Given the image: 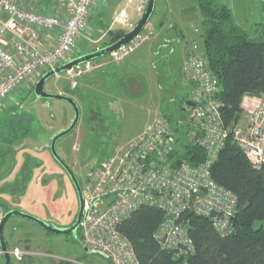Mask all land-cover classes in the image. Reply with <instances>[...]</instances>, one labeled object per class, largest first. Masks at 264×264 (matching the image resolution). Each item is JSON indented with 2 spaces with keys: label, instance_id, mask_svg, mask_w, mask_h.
<instances>
[{
  "label": "rangeland",
  "instance_id": "1",
  "mask_svg": "<svg viewBox=\"0 0 264 264\" xmlns=\"http://www.w3.org/2000/svg\"><path fill=\"white\" fill-rule=\"evenodd\" d=\"M198 1L156 0L154 15L143 30L145 41L123 60L102 57L83 65L81 75L79 71L66 72L46 83L47 92L71 97L80 107L78 127L58 142L57 150L81 186L91 170L132 143L159 118L185 130L190 128L185 117L188 87L183 83L182 68L189 54L203 52L207 24ZM218 2L230 8L227 0ZM147 5L148 0H98L73 55L95 52L118 39L119 32L129 33ZM26 6L28 11L49 15L56 12L57 2L27 0ZM243 19L250 21L252 31L257 30L253 38L262 35L257 14ZM54 36L55 40L58 33ZM35 85L26 83L0 103V221L22 202L20 193L11 191L12 186L24 187L29 202L25 206L30 207L24 213L39 207V213L30 215L63 229L76 222L79 200L70 177L51 154V143L69 128L75 114L66 102L37 99ZM241 110L235 124L245 128L247 116ZM44 185L50 186L52 197L42 196ZM52 213L58 215L60 225L70 226L56 225L50 219ZM78 239L79 232L78 236L49 235L36 223L18 216L5 227L9 250L18 247L26 253L22 263L12 259V264H110L102 256L86 252Z\"/></svg>",
  "mask_w": 264,
  "mask_h": 264
},
{
  "label": "built area",
  "instance_id": "2",
  "mask_svg": "<svg viewBox=\"0 0 264 264\" xmlns=\"http://www.w3.org/2000/svg\"><path fill=\"white\" fill-rule=\"evenodd\" d=\"M97 1L56 0V12L44 15L28 11L16 1L0 0V103L26 83H37L45 73L75 59L73 51ZM52 33H58L55 45L38 48L39 38ZM144 41L142 32L132 43L109 56L114 61L123 60ZM82 66L67 73L79 71L81 75ZM182 74L184 85L191 89L185 101L190 127L188 142L203 149L206 159L198 165L180 159L171 122L161 117L132 143L117 149L112 157L91 170L81 186L84 197V214L78 230L81 246L110 264H139L119 226L143 206L164 213L154 237L177 257L194 252L186 214L209 219L222 236L233 233L237 198L214 182L211 175L229 136L255 169H264V94L246 95L241 108L246 113L247 125L244 128L236 123L229 129L223 120V104L217 98L218 78L210 71L203 54H189ZM9 252L16 262L26 259L21 248ZM3 254L0 248V258Z\"/></svg>",
  "mask_w": 264,
  "mask_h": 264
},
{
  "label": "trees",
  "instance_id": "3",
  "mask_svg": "<svg viewBox=\"0 0 264 264\" xmlns=\"http://www.w3.org/2000/svg\"><path fill=\"white\" fill-rule=\"evenodd\" d=\"M198 6L207 24L202 54L218 78V100L223 104L224 124L230 129L242 114L243 98L264 94V35L253 38L251 24L240 21L231 8L215 0H199ZM124 36L123 31L119 32V38L110 45ZM171 127L178 141L177 156L193 165L202 163L206 159L205 151L189 144L190 128L185 130L172 123ZM211 175L219 186L237 198L233 233L222 236L209 219L186 214L194 252L177 257L154 237L164 213L143 206L119 226L139 264H264V169H255L229 136L212 166Z\"/></svg>",
  "mask_w": 264,
  "mask_h": 264
},
{
  "label": "water",
  "instance_id": "4",
  "mask_svg": "<svg viewBox=\"0 0 264 264\" xmlns=\"http://www.w3.org/2000/svg\"><path fill=\"white\" fill-rule=\"evenodd\" d=\"M155 7H156V0H148V5H147V8L145 10V13L143 14V16L140 19V21L138 22V24L118 42H116L112 45H109L107 47H104L102 49H99L95 52L81 55V56L69 61L68 63L58 67L55 71H50V72L45 73L37 81V83L35 85V89H34V93H35V96L37 97V99H39V100L63 101V102L70 104L74 110L75 117H74L72 124L69 126L68 129L60 132L59 134H57L53 138L52 143H51V154H52L53 158L58 162V164L68 174V176L70 177V179H71V181H72V183L76 189V193H77L78 200H79V214L77 216L76 222L72 226L62 229V228H59L57 226L49 225V224L43 222L42 220L38 219L37 217H34V216L27 214V213H24L20 210H10L9 212H7L3 216L2 220L0 221V248L4 253L3 257H4L5 264H12V258H11L10 252H9L10 250L6 244V241H5V227L8 223V221L12 217L18 216V217L30 220V221L36 223L39 227H41L47 233H51L53 235L58 236V235H71V234H73L74 236H78V230H79V227H80V224H81V221L83 218V214H84V197H83V192H82L80 182H79L77 176L75 175L74 171L63 160V158L60 156V154L58 153V150H57L58 142L61 139L72 134L76 130V128L78 127L80 119H81L80 107H79L78 103L74 99H72L71 97H68L66 95H59V94H53V93L47 92L45 89L46 83L50 79H52V78H54L60 74L71 71L74 68H77L81 65L91 63V62H93L99 58L109 56V55L115 53L116 51H118L119 49H121V48L129 45L130 43H132L137 37H139V35L143 32V30L147 27V25L151 21L153 15H154ZM78 242L81 245L79 239H78ZM84 250L87 252L86 248H84Z\"/></svg>",
  "mask_w": 264,
  "mask_h": 264
},
{
  "label": "crops",
  "instance_id": "5",
  "mask_svg": "<svg viewBox=\"0 0 264 264\" xmlns=\"http://www.w3.org/2000/svg\"><path fill=\"white\" fill-rule=\"evenodd\" d=\"M13 1H16V2H18L22 7H25V8H27V0H13ZM54 34H56V33H52V34H48V35H44V36H41L40 38H39V40L37 41V47L38 48H40V49H46V48H48V47H50V46H52L54 43H56V41H57V38L54 40V38H55V36H54ZM52 38H53V40H52ZM84 55V54H83ZM98 71V70H97ZM190 91H191V89L190 88H187V94H186V100H187V98H188V95H189V93H190ZM185 100V101H186ZM50 185V184H49ZM49 185H44L42 188H40V191H42V196L43 197H45V198H47L48 196V198H50V197H52L51 196V194H49V192L51 191V189L49 188L50 186ZM24 187H22V188H20V189H18V188H16L15 186H12V190L11 191H13V192H19L20 193V196H21V198L20 199H22V202L20 203V205H19V203H18V206L16 205V206H13L12 208H10V210H20V211H22V212H26L24 209H30V207L28 206V207H26L25 205L26 204H29V202L27 201V199H25L28 195H27V193H28V189H24L26 192H24V190H22ZM50 189V190H49ZM51 193V192H50ZM11 195H14V194H12L11 193ZM13 197V196H12ZM12 197L10 196V197H8V198H6L7 200H11L12 199ZM53 201V200H52ZM23 208V209H22ZM38 209V210H37ZM37 209H35L33 212H31L30 214H36V213H39L38 211H40L39 210V207L37 208ZM29 213V212H28ZM1 214V213H0ZM54 216H52V217H50V219H52V220H55L54 222H55V224L56 225H58V226H62V227H67V226H70V224L69 223H66L65 225H60L59 223H58V215H55L54 213H52ZM43 216V215H42ZM55 216H57V217H55ZM3 218V217H2ZM57 220V221H56ZM60 221V220H59ZM73 224V223H72ZM71 224V225H72ZM68 228V227H67ZM3 259H4V257H2ZM0 264H5V262L3 263V262H0Z\"/></svg>",
  "mask_w": 264,
  "mask_h": 264
},
{
  "label": "flooded vegetation",
  "instance_id": "6",
  "mask_svg": "<svg viewBox=\"0 0 264 264\" xmlns=\"http://www.w3.org/2000/svg\"><path fill=\"white\" fill-rule=\"evenodd\" d=\"M215 1L218 2L219 0H215ZM227 1L229 2L230 8L233 10L236 18H239L240 21H242L244 20L243 18H245V16L246 17H248V15L255 16L257 14L259 16L258 22L261 24V26L264 29V0H227ZM245 22L250 24V21L247 19H245ZM256 31L257 30L252 31V33L256 34ZM261 34L264 35V32Z\"/></svg>",
  "mask_w": 264,
  "mask_h": 264
},
{
  "label": "bare ground",
  "instance_id": "7",
  "mask_svg": "<svg viewBox=\"0 0 264 264\" xmlns=\"http://www.w3.org/2000/svg\"><path fill=\"white\" fill-rule=\"evenodd\" d=\"M220 85V84H219ZM218 98V97H217ZM247 157V156H246ZM248 159V158H247ZM215 182V181H214ZM188 235H189V225H188ZM190 238V237H189ZM192 241V240H191Z\"/></svg>",
  "mask_w": 264,
  "mask_h": 264
}]
</instances>
